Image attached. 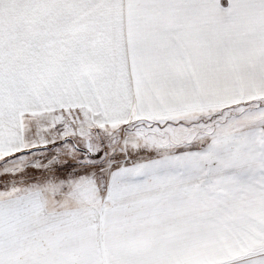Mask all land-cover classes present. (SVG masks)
I'll use <instances>...</instances> for the list:
<instances>
[{
  "label": "snow or ice",
  "instance_id": "obj_1",
  "mask_svg": "<svg viewBox=\"0 0 264 264\" xmlns=\"http://www.w3.org/2000/svg\"><path fill=\"white\" fill-rule=\"evenodd\" d=\"M0 264H264V0H0Z\"/></svg>",
  "mask_w": 264,
  "mask_h": 264
}]
</instances>
